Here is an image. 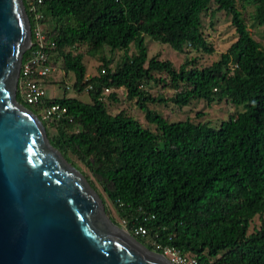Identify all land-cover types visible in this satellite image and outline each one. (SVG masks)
Returning <instances> with one entry per match:
<instances>
[{
    "label": "trees",
    "instance_id": "trees-1",
    "mask_svg": "<svg viewBox=\"0 0 264 264\" xmlns=\"http://www.w3.org/2000/svg\"><path fill=\"white\" fill-rule=\"evenodd\" d=\"M22 2L32 31L33 13ZM243 2L254 7L250 19L264 26V0ZM211 3L217 6L211 16L224 11L237 34L217 61L199 67L186 55L174 68L169 60L148 58L146 36L179 53L189 46L212 54L201 30ZM35 10L50 26L44 31L64 70L74 75L73 88L87 89L90 101L45 97L30 105L19 89L16 100L40 119L50 144L72 166L80 171L74 157L89 171L126 231L150 250L162 253L156 243L170 246L202 264H264V220L248 232L252 219L264 213V47L248 32L235 0H42ZM82 44L92 55L107 47L122 56L113 69L102 57L98 74L86 79L83 55L66 50ZM30 53L24 52L22 63ZM150 83L175 93L154 97L145 88ZM104 89H124L154 130L125 112L111 115ZM109 98L118 102L115 92ZM223 100L242 110L217 128L189 119L169 122L147 106ZM54 104L66 111L47 123L38 114ZM138 225L150 244L134 235Z\"/></svg>",
    "mask_w": 264,
    "mask_h": 264
},
{
    "label": "water",
    "instance_id": "water-1",
    "mask_svg": "<svg viewBox=\"0 0 264 264\" xmlns=\"http://www.w3.org/2000/svg\"><path fill=\"white\" fill-rule=\"evenodd\" d=\"M30 42L22 0H0V264H173L111 221L40 119L17 102Z\"/></svg>",
    "mask_w": 264,
    "mask_h": 264
},
{
    "label": "rangeland",
    "instance_id": "rangeland-1",
    "mask_svg": "<svg viewBox=\"0 0 264 264\" xmlns=\"http://www.w3.org/2000/svg\"><path fill=\"white\" fill-rule=\"evenodd\" d=\"M235 6L241 12L243 21L246 24L250 35L264 47V26H260L250 19L251 14H253L254 7L252 5L245 4L243 0H235ZM216 7L217 6L214 3H211L208 10H206L201 16V30L209 44L212 46L214 51L212 54H206L199 50L196 51L189 46L185 47L184 53H179L172 50L169 46L155 42L146 36L145 44L147 46L148 58L156 56L159 60H169L174 68H178L180 64L183 63L186 55L187 57L196 58L199 67L210 65L217 61L220 54L225 52L226 49L233 42H235L237 39V34L231 24L230 16L224 11L216 12L214 16H211L212 11ZM45 27L49 31L50 26L48 22L46 23V26L43 25V29H45ZM66 50H71L74 54L80 53L83 55V64L86 68V79L98 74L99 69H101L103 65L102 57H104L106 60H110L109 68L113 69L119 63L122 56L121 51L116 50L110 52L107 47H104L101 53L92 55L88 51L86 44L78 45L75 48ZM51 52L55 51L51 50ZM52 65L55 68V72L52 71V73L49 74L44 81V90L47 98H61L65 96L66 98H76L83 102L90 101L87 95V89L82 93H77L75 91L73 88L74 75L72 72H66L64 70L61 58L56 52L54 55L52 54ZM155 77L164 79L166 75L164 73H156ZM145 88L154 97L162 95L164 98L169 99L175 93V91L170 86H164L161 83H150ZM113 92L116 93L118 102H113L109 98L110 93ZM104 101L107 111L111 115H115L119 112H125L127 115L139 120L144 128L154 130V127L145 121L144 114L136 104L135 100H128L126 98V92L124 89H118L115 91L111 90L109 93L104 94ZM147 106L148 108L159 113L169 122H177L189 119L195 124L199 122H206L214 128H217L222 121L227 120L230 115H236L242 110L241 106L233 107L228 101L225 100L221 102L216 101L210 105L204 101H192L188 106L182 108H179L170 102H167L166 104L151 103ZM38 115L39 117H42V120L45 122H51L50 118H45L43 112ZM54 131L55 130L53 128H50L51 134H53ZM72 160L79 167L80 171H82V174H87L88 177L93 181L95 187L93 189L98 195H101L104 205L109 209V213L120 226L116 224L115 225L126 230L124 228V221L121 220L116 214L113 205L102 191L101 186L81 163L76 161L74 157H72ZM262 220H264V213L261 216L256 215L251 221L248 232L251 233L253 229H258ZM142 238H144L146 243H151V241L147 239V234Z\"/></svg>",
    "mask_w": 264,
    "mask_h": 264
},
{
    "label": "built area",
    "instance_id": "built-area-1",
    "mask_svg": "<svg viewBox=\"0 0 264 264\" xmlns=\"http://www.w3.org/2000/svg\"><path fill=\"white\" fill-rule=\"evenodd\" d=\"M42 0H27V8L33 13L35 25L31 31L30 55L22 63L20 67V75L17 84L22 99L30 105L39 103L46 97L44 90V81L49 74L54 71L52 65V52L55 43L49 41L44 33L43 24L41 23L43 16L36 12V6L41 4ZM104 71L102 70V73ZM90 88V87H89ZM111 90L104 89L103 93L107 94ZM66 110L59 105L54 104L46 108L43 112L45 118H51L53 115L62 114ZM135 236L143 237L147 234L146 229L142 225H138L133 229ZM157 250H162L165 256L173 264H202L196 258L180 253L177 249L170 246H161L155 244Z\"/></svg>",
    "mask_w": 264,
    "mask_h": 264
},
{
    "label": "crops",
    "instance_id": "crops-1",
    "mask_svg": "<svg viewBox=\"0 0 264 264\" xmlns=\"http://www.w3.org/2000/svg\"><path fill=\"white\" fill-rule=\"evenodd\" d=\"M54 72H55V69H54ZM50 79V78H49ZM48 82H49V80H48Z\"/></svg>",
    "mask_w": 264,
    "mask_h": 264
}]
</instances>
